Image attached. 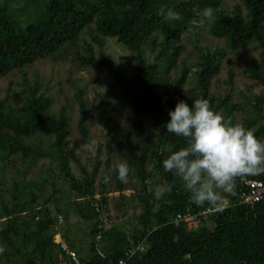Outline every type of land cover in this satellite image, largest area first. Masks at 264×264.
<instances>
[{
	"label": "trees",
	"instance_id": "trees-1",
	"mask_svg": "<svg viewBox=\"0 0 264 264\" xmlns=\"http://www.w3.org/2000/svg\"><path fill=\"white\" fill-rule=\"evenodd\" d=\"M161 6L178 11L182 20L165 21L157 14ZM206 6L215 9V16L202 24ZM207 37L223 47L207 45ZM108 38L129 52V79L103 51ZM251 45L259 58L241 68L249 95L234 86L235 72L227 63V90L223 96L212 93L224 60ZM68 58L79 69H103L110 78L91 107L78 91L76 141L68 138L64 110L51 112L40 76L26 72L36 62ZM10 75L20 76L19 81ZM3 77L8 83L0 99V264H57L60 251L53 239L58 233L82 264H115L137 241H144V250L125 264H264V199L239 204L245 188L237 177L234 196H222L217 207H197L161 163L169 146H185L184 138L163 127L168 110L181 99L189 105L207 99L213 111L264 140V0H0ZM124 101L131 111L119 122L115 114ZM91 108L107 137L97 142L88 171L76 148L91 138ZM116 159L129 164L126 185L110 172ZM246 177L264 179V173ZM169 183L172 191L154 199V188ZM126 190L128 196L122 194ZM112 192L134 201L139 214L128 217L123 208L110 217ZM207 210L196 229L172 224L176 214ZM72 216L76 222L69 221Z\"/></svg>",
	"mask_w": 264,
	"mask_h": 264
},
{
	"label": "clouds",
	"instance_id": "clouds-1",
	"mask_svg": "<svg viewBox=\"0 0 264 264\" xmlns=\"http://www.w3.org/2000/svg\"><path fill=\"white\" fill-rule=\"evenodd\" d=\"M157 14L165 21H179L182 16L173 8L161 6ZM215 9L204 7L200 12V23L212 21ZM169 119L163 125L168 133L184 138L185 146L173 150L169 146L162 159L165 173L179 179L189 199L197 207H217L224 195H235L237 177L264 173V140L258 139L254 130L241 122H233L215 112L207 99L196 98L191 104L181 99L168 110ZM97 140L90 138L85 143L88 152L95 154ZM127 161L117 163L110 172L126 182L129 174ZM109 176L103 179L107 183ZM146 184H152L146 180ZM171 183L157 185L153 197L161 200L172 191ZM0 247V252H3Z\"/></svg>",
	"mask_w": 264,
	"mask_h": 264
},
{
	"label": "rangeland",
	"instance_id": "rangeland-1",
	"mask_svg": "<svg viewBox=\"0 0 264 264\" xmlns=\"http://www.w3.org/2000/svg\"><path fill=\"white\" fill-rule=\"evenodd\" d=\"M230 1V0H226ZM187 38L183 39V43H186ZM204 43L207 45H218L219 47H223V42L217 39L207 37L204 38ZM191 48V46H190ZM103 51L106 56L114 62V65L117 66L124 76V79H129L133 74L132 61H130V55L127 50L122 48L115 39L108 38L105 40V45L103 46ZM185 54L183 53L182 56ZM259 56L256 49L253 45L248 48L241 49L236 52H232L229 56L224 60V63L221 67L220 73L213 79L211 91L216 95L223 96L227 90V85H225L224 80L226 79V65L232 66L235 75H234V86L239 88L240 91L245 93V95H249L246 89L249 81L248 79L241 73V68L244 64H247L253 60H258ZM73 60L68 58V60L60 63H51L49 61H39L36 62L30 68H26L27 76L31 77L34 74L40 76V80L44 86H46L47 96L51 99V112L58 113L60 110H64L65 114L69 118V139L71 141H76L80 139V134L77 131V123L79 119V111L76 101V95H78V91L81 92L82 100L87 104L88 107L93 105V97L96 92L103 89V87L109 83L110 78L102 69H89L82 70L73 65ZM14 81H19L20 76H12L10 75ZM8 79L0 78V99L4 96L5 90L7 88ZM259 88L255 89L254 92H259ZM232 94L236 95V91H232ZM241 99L234 97V101L238 103L242 102ZM94 108H91L89 111V117L87 119V127L89 129V135L91 138L97 140V142L103 143L106 140V131L100 127L95 122ZM131 108L127 101H124L120 104L117 112L116 119L119 122H122L126 116L130 113ZM76 154L83 166H86L87 170H91V162L94 154L88 152L85 146H77ZM119 163L118 159H116L112 163V167ZM73 173L78 176L79 170L78 168L72 164ZM36 170V169H35ZM101 170L96 179V184L99 181L101 176ZM122 185H126V182H121ZM95 184V186H96ZM109 188L111 191L114 189V182L112 180L109 181ZM124 196H128L130 191H124L122 193ZM119 193L112 192L108 195V205H109V216L114 218L115 215H120L124 210L126 211V215L130 217L133 213L139 214L140 208L139 206L131 200H123L118 198ZM70 222H76V219L72 216L69 219ZM106 227L110 224L105 222ZM82 233V232H81ZM80 238V233L78 235Z\"/></svg>",
	"mask_w": 264,
	"mask_h": 264
},
{
	"label": "built area",
	"instance_id": "built-area-1",
	"mask_svg": "<svg viewBox=\"0 0 264 264\" xmlns=\"http://www.w3.org/2000/svg\"><path fill=\"white\" fill-rule=\"evenodd\" d=\"M240 181L243 184L245 190L241 192L238 198L239 204L250 206L264 199V179L247 178L246 176H243L240 177ZM226 205L227 201H225L220 208H223V206ZM207 213H209V210L200 211L197 213H179L176 214V216H174L172 219V224L178 225L180 223H184L188 230H193L198 227L200 217ZM53 241L58 245L60 251L57 264H82L78 259L77 254L74 252V250L70 249L60 233L54 235ZM144 248V241H137L125 251V259L122 258L115 264H125L127 259L134 256L136 252L143 251Z\"/></svg>",
	"mask_w": 264,
	"mask_h": 264
}]
</instances>
